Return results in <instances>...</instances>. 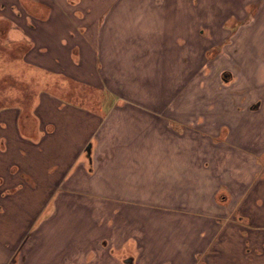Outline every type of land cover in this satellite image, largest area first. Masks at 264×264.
<instances>
[{
  "label": "crops",
  "instance_id": "0c3cea01",
  "mask_svg": "<svg viewBox=\"0 0 264 264\" xmlns=\"http://www.w3.org/2000/svg\"><path fill=\"white\" fill-rule=\"evenodd\" d=\"M0 50V264H264L229 144L264 134V0H0Z\"/></svg>",
  "mask_w": 264,
  "mask_h": 264
},
{
  "label": "rangeland",
  "instance_id": "374dc122",
  "mask_svg": "<svg viewBox=\"0 0 264 264\" xmlns=\"http://www.w3.org/2000/svg\"><path fill=\"white\" fill-rule=\"evenodd\" d=\"M1 52H3V51L0 50V53ZM3 57L4 56L1 55V58H3ZM185 67L188 68V69H190V70H188V74L193 72V71H191V69H192L191 66H185ZM220 67H223V66H213L212 67V68H215L214 71H216V74L217 75L219 73V68ZM227 67L228 66H226V68ZM19 68H21V66H1V63H0V81H4V78H6L5 75H8V73H10V75L13 77L14 76V73L16 72V70L18 71ZM30 68H31V66H24V72H23V75L20 78L21 80H16L15 77H14L13 80H8L7 81L6 86L9 88L8 89L9 90L8 91L9 93H10V91L11 92H16L15 88L19 87L20 89H22L25 92V94L27 96H30L31 95L32 89H31L30 86H31L32 83H34V78L36 76H32L31 75V71L28 70ZM197 69H198L197 67L193 66V70H197ZM231 69L232 70H230V71L227 70V69H225L221 73V77L223 79H228V78H230L232 76V73L234 74V77L232 76L233 77L232 85L229 88L230 91L228 89L223 90V88H220V87H222L221 86L222 84L219 83L217 85V88H215L214 94H221V95H223V94L226 93V95H229V93L230 94L232 93L233 95H237V94H240V92H241V94H243V92H244L245 89L240 86V82H245V78L244 77H245V73L246 72L242 71L239 68V66H232ZM204 73L205 72L201 71V75L199 76L201 78V80L203 78H205L206 81L212 79V75L211 74H209V76L205 77ZM229 73H230V75H229ZM225 74H228V76L225 75ZM2 78H3V80H2ZM194 81H195L194 82V84H195L197 81L196 80H194ZM209 84H210V87L209 88H210L211 91H209V92L206 91V92H204V94L202 93L203 95H201V96H205V94L208 93V96H210L213 99V97H212L213 96L212 95L213 94L212 93V90H213V88H212V82L209 83ZM225 84H228V82L225 83ZM192 86L189 87V90H188L189 94L190 95H193V97L198 96L197 93H199V91H197V88L191 89ZM248 90H249V88H248ZM81 91H85V93L88 95L89 98H91L92 100H95L96 94L94 92L89 91V90H86L84 88ZM2 93H4L3 90L2 91L0 90V95ZM261 97L264 99V91L261 92ZM215 101H216V98H215ZM239 101H240V98L237 97L236 98V102L235 103H231V106L233 108L237 109V110H242L245 105L243 103V100H242V102H239ZM231 121L234 123L235 119H233L231 117ZM260 121L264 125V118L262 120H260ZM258 130L255 131V130H252L251 127H249L248 128L247 140L245 142H243L241 144L239 142V140H238V137L239 136H237V138L233 136L232 137V140H231V143H229L231 145V147L236 152L240 153V155L247 156L248 159H250L249 157H253L254 158L253 164H249V166L246 169L247 180H248L249 183L251 181V178L256 177L257 173L260 171V166L264 163V151H260L259 150L261 144L264 145V134H263V132H262V130H261L260 127H258ZM222 135L223 134L221 132L220 136H222ZM217 142H220V141H217ZM236 169H239V167H237ZM242 169H243V167H240V170H242ZM260 175L261 174L259 173V176ZM237 178H239V177H237ZM235 215L237 217H239L240 214L237 212ZM260 220H262L264 222V216ZM247 249H249V246L246 247V250ZM252 251H254V252L255 251H258V249L255 248ZM121 264H123V263H121Z\"/></svg>",
  "mask_w": 264,
  "mask_h": 264
}]
</instances>
